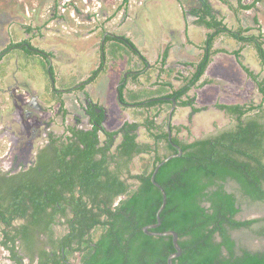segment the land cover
<instances>
[{"label": "flooded vegetation", "instance_id": "af4514ba", "mask_svg": "<svg viewBox=\"0 0 264 264\" xmlns=\"http://www.w3.org/2000/svg\"><path fill=\"white\" fill-rule=\"evenodd\" d=\"M144 1L52 0L47 6V0H0V12L23 18L18 24L21 39L15 40L11 35L10 42L0 49V264L45 263L47 254L51 258L49 264L53 261L82 264L90 247L80 244L76 234L85 227L84 242L95 245L109 228L103 225L107 219L105 212L115 210L139 188L144 166L152 165L158 153L164 159L174 154L167 148L168 141L177 150L173 142L176 132L172 127L182 124H176L174 118L180 108L190 107L182 106L171 96L172 91L163 96L154 93L166 81L168 71L165 70H179L170 61V49L162 66L163 55L170 46L160 50L158 60L152 62L124 30L127 25L124 19ZM190 10L183 7L186 20L192 16ZM64 33L81 34L86 39L99 36L92 49V56L96 55L94 69L76 77L71 86L62 82L63 68L74 71L76 58L64 48L45 46L48 39L60 38ZM14 50L21 51L26 70L20 66L19 59L12 58ZM35 58L43 61L42 66L50 77L45 96L18 78L21 70L36 66ZM12 60L16 63L15 70L11 69ZM111 71L119 74L115 88L120 114L114 119L110 109L91 92L92 84ZM176 76L172 80L175 86ZM134 95L141 98L135 101ZM149 101L157 103L151 107L146 105ZM147 118L168 132V141L161 143L155 153L137 150L140 146L131 145V150L127 149L126 141L134 134L136 143H155L143 125ZM112 119L118 121L114 126ZM130 126L136 127L129 130ZM142 131L148 140L141 138ZM82 133L96 136L86 137L85 144ZM151 156V162L143 160ZM37 189L43 190L47 200L40 214L41 224L33 226L35 210L31 195ZM49 195L58 200L48 198ZM77 199L93 214L77 217ZM246 213L250 215L246 217ZM263 217L264 205L244 207L236 219ZM89 224L94 225L88 227ZM232 234L237 237L240 232ZM256 240L264 238L254 237L249 239V244ZM71 249L76 250L67 257Z\"/></svg>", "mask_w": 264, "mask_h": 264}, {"label": "trees", "instance_id": "16d2710c", "mask_svg": "<svg viewBox=\"0 0 264 264\" xmlns=\"http://www.w3.org/2000/svg\"><path fill=\"white\" fill-rule=\"evenodd\" d=\"M219 1L235 15L239 26L230 28L225 22L226 17L216 12L210 0H198V5L189 14L195 17V25L208 30L202 53L198 61L182 64L187 72L165 70L168 71L166 81L154 93L163 96L172 91L171 96L182 106L190 107L194 113L199 112L190 92L211 84V80H203L209 66L219 53H229L236 57L243 71L255 83L261 101L217 104V108L231 122L191 141L178 137L183 130L191 134L188 126L172 127L176 132L173 142L182 148L183 155L165 163L156 176V181L166 191L167 203L161 213V226L151 231L178 233L182 255L174 260V264H264V249L252 248L249 244V239L264 238V217L236 219L244 207L249 209L264 205V74L245 65L242 55L245 46H252L264 71V33L257 16L254 18L256 26L247 27L242 25L240 17L247 11L256 10L261 0ZM221 37L234 38L242 46L233 52L216 48V42ZM169 49L163 55L162 66L166 63ZM175 74L178 75L175 80L181 83L177 88L170 80ZM140 98V95L133 96L135 101ZM156 103L149 101L146 105L152 107ZM143 125L155 143H136L134 134L127 139L126 147L140 146L137 150L155 153L161 143L168 141L169 134L165 129L157 128L154 121L148 118ZM134 127L130 126L129 130ZM90 135L96 136L95 133H82L81 140L87 144L86 137ZM168 142V150L177 153L171 142ZM158 155L152 165L144 166L139 188L132 191L115 210L104 211L107 219L103 225L105 228L109 225V228L100 235L95 245H90V241L84 242L87 232L85 227L76 234L80 244L90 247V252L83 256L82 264H168V257L176 252L173 238L150 236L144 232V227L157 222V212L163 202L161 191L151 181L156 166L164 160ZM152 159V156L150 159L143 158L150 162ZM48 198L57 199L51 195ZM45 200L43 190H34L31 195L35 210L32 214L33 226L41 224L40 214ZM77 200V217L93 214L81 199ZM235 231H239L240 235L233 237L232 232ZM5 245H8L6 241ZM74 250L71 249L67 257ZM30 253L34 261L35 255L32 251ZM47 256L48 261L45 263L49 264L51 258L49 254ZM53 264L66 263L53 261Z\"/></svg>", "mask_w": 264, "mask_h": 264}, {"label": "rangeland", "instance_id": "374dc122", "mask_svg": "<svg viewBox=\"0 0 264 264\" xmlns=\"http://www.w3.org/2000/svg\"><path fill=\"white\" fill-rule=\"evenodd\" d=\"M52 0H47V6ZM184 1V2H183ZM156 0L149 3L145 0L143 5L135 8L130 15L124 19V30H130L133 42L139 49L150 54L153 49H158L159 46L165 45L169 40L173 41L174 53L172 59L175 63V68L187 72V68L178 64L180 60L198 61L199 51L195 48L190 50L189 47H184L185 29L188 22L189 37L196 45H203L206 37L205 33L199 27H190L193 25L194 17L189 16V20L185 19L183 7L190 10L198 5V0ZM214 8H222V5L216 4L217 0H212ZM254 0H248L251 2ZM183 5V7H182ZM220 5V6H218ZM221 14V11H219ZM229 12V11H227ZM232 14V13H231ZM259 18L264 33V0H261L256 10L247 11L240 15L243 19L244 26H256L254 23L255 17ZM234 15L230 16L227 24L230 28H235L237 20ZM23 18L20 15L8 12H0V49L10 42V36H17L20 32L18 27L22 23ZM190 21V22H189ZM12 33V34H10ZM257 33V32H256ZM99 36L89 39L84 38L81 34L64 33L60 38L48 39L47 47H57L65 52L72 54L76 58L74 71L67 67L63 68V79L65 86L74 85L76 77H81L93 70L96 62V55L92 56V49L96 47ZM225 47L230 50H238L241 44L231 37H221L216 42V47ZM154 50V51H155ZM13 59L20 60V66H23V55L20 50H14ZM90 53V54H89ZM243 62L252 70L264 74L256 50L252 46H245L243 50ZM12 60L11 69H16V63ZM36 66H30L27 71L21 70L18 74L20 80H26L30 85L36 87L40 94L46 93L50 88L49 74L43 68V61L35 58ZM183 62V61H180ZM40 64V66L38 65ZM178 64V65H177ZM2 68H0V71ZM26 70V69H25ZM40 72V73H39ZM73 72V73H72ZM1 75V73H0ZM119 74L116 71H111L107 76H103L92 84V94L102 100V102L110 109L113 119L120 114V104L117 99V90L115 88L118 82ZM31 80V81H30ZM174 80V79H171ZM203 80H211V84L204 87L193 89L190 92L192 98H195V106L199 112L194 113L190 108H180L174 118L176 124L188 126L191 134L184 130L178 137L186 140L201 138L209 133L214 132L217 128L227 126L231 119L222 111L216 108V104H237L247 103L250 101L259 103L261 96L258 93L255 83L243 71L237 60L229 55H219L215 57L213 64L209 67ZM176 87L180 86V82L174 81ZM46 94H44L45 96ZM111 120L112 125H116L118 121ZM143 133V131H142ZM143 140H148L144 133L141 137ZM246 217L250 214H244ZM254 248H264V240L253 241ZM2 254L0 255L1 258Z\"/></svg>", "mask_w": 264, "mask_h": 264}, {"label": "water", "instance_id": "95a60500", "mask_svg": "<svg viewBox=\"0 0 264 264\" xmlns=\"http://www.w3.org/2000/svg\"><path fill=\"white\" fill-rule=\"evenodd\" d=\"M175 102V101H174ZM176 108V103L174 105V107L172 108L171 112H170V120L172 119V116H173V113H174V110ZM168 129H169V132H170V138H171V123L169 124L168 126ZM174 146L177 148L178 152L177 153H174V154H171L170 156H168L167 158H165L162 162H160L152 176H151V180H152V183L161 191L162 193V196H163V202L157 212V222L154 223V224H150V225H147L146 227H144V232L150 236H169V237H172L173 238V244H174V247L176 249V252L172 253L169 257H168V264H174V260L179 258L181 255H182V248L181 246L179 245V235L177 232L175 231H166V232H154V231H151V230H154V229H157L161 226V213L163 212L165 206H166V203H167V194H166V191L164 190V188L156 181V176L160 170V168L165 164L167 163L168 161L174 159V158H178V157H181L183 155V150L181 147H179L177 144H174Z\"/></svg>", "mask_w": 264, "mask_h": 264}, {"label": "crops", "instance_id": "0c3cea01", "mask_svg": "<svg viewBox=\"0 0 264 264\" xmlns=\"http://www.w3.org/2000/svg\"><path fill=\"white\" fill-rule=\"evenodd\" d=\"M149 1V3L151 2V1H156V0H148ZM181 1H183V0H181ZM232 1H234V0H232ZM184 2V1H183ZM213 1L212 0H210V3L212 4V6H213V8L215 7L214 6V4L212 3ZM235 2V1H234ZM216 4H220V5H222V8H214L215 10H216V12L218 13V14H220V12L219 11H221V15H223V16H225L226 17V19H225V22L227 23V20H228V18H230V16H232V12L229 10V8L226 6V5H224L221 1H219V0H217L216 1ZM220 5H218V6H220ZM227 11H229V12H227ZM232 13V14H231ZM234 15V14H233ZM234 17H235V15H234ZM236 19V18H235ZM237 20V19H236ZM187 21V20H186ZM237 24L238 25H236V27L235 28H237L238 26H239V23H238V21H237ZM242 25L244 26V24H243V19H242ZM190 27L191 28H193V27H199V28H201L202 29V32H204L205 33V37H206V35H207V32H208V30L207 29H205L204 27H200V26H197V25H195V23H193V25H191L190 24ZM244 27H247V26H244ZM128 31V34H130V30H127ZM185 39H184V42L182 43L183 44V46L184 47H189L190 48V50H192L193 48H195L197 51H199V57H200V55H201V53H202V47L204 46V44H205V41H204V43H203V45H196L195 43H194V41L189 37V31H188V22H187V24H186V29H185ZM21 37H22V34L19 32V34L17 35V36H15L14 37V39L16 40H20L21 39ZM224 39H225V37H224ZM206 40V39H205ZM241 44V43H240ZM167 46H170V55H169V58H170V61H173V59H172V55H173V53H174V44H173V41H171V40H169V42L168 43H166L165 45H160L159 46V48L157 49V50H155V49H153V51L150 53V54H146V53H144V55L150 60V61H152V62H154V61H157L158 60V57H159V51L160 50H164V48L165 47H167ZM248 46V45H247ZM5 47V46H4ZM1 48H3V47H1ZM216 48H224V49H226L225 47H223V46H221V47H216ZM245 48V47H244ZM155 50V51H154ZM226 50H228L229 52H233V51H235V50H230V49H226ZM244 50V49H243ZM222 54H225V55H229V56H231V57H233V58H235L236 59V57L234 56V55H231V54H227V53H219L218 55H216L215 57H217V56H219V55H222ZM242 55H243V51H242ZM243 58H244V55H243ZM215 59V58H214ZM237 60V59H236ZM175 61V60H174ZM176 61H183V62H189V61H187V60H180V59H177ZM214 62V61H213ZM213 64V63H212ZM211 64V65H212ZM210 65V66H211ZM209 66V67H210ZM208 70H209V68H208ZM207 70V71H208Z\"/></svg>", "mask_w": 264, "mask_h": 264}]
</instances>
